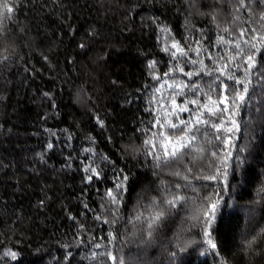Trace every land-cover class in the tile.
Listing matches in <instances>:
<instances>
[{"label": "trees", "instance_id": "16d2710c", "mask_svg": "<svg viewBox=\"0 0 264 264\" xmlns=\"http://www.w3.org/2000/svg\"><path fill=\"white\" fill-rule=\"evenodd\" d=\"M9 3L15 11L0 24V264H111L109 251L126 264H264V80L256 75L259 68L253 70L245 100L236 99L235 105L231 98L242 85L221 77L229 85L223 93L229 102L220 107L228 111L215 117L204 112L209 123L189 133L196 140L181 161L157 168L144 144L161 130L155 121L171 109L173 94L181 92L177 105L193 99L202 105L208 95L219 100L222 89L219 81L213 83L219 73H208L225 63L243 77L242 68L233 67L242 58L230 62L227 57L235 53L242 28L249 29L243 39L264 34V4L245 0L246 7L237 11L238 0ZM220 37L232 43L218 42ZM173 41L193 50L173 59ZM241 46L247 51L242 40ZM190 59L203 60L206 67L200 71ZM257 59L264 62V56ZM177 64L200 75L175 71L164 76ZM173 82L189 87H169ZM193 83L199 86L195 94ZM187 106L190 112L169 118L190 121L191 128L194 113L203 109ZM232 121L238 128L228 131ZM221 122L219 130L211 127ZM87 166L97 168L100 178L89 182ZM120 170L128 177V190L117 211L105 194L121 182ZM176 171L181 175L172 174ZM210 175L217 178H202ZM173 195L184 199L169 208L163 201ZM212 203H218L211 229L215 249L202 226ZM158 210L165 211V219L147 242L146 221L134 218ZM110 231L116 236L111 243Z\"/></svg>", "mask_w": 264, "mask_h": 264}, {"label": "snow or ice", "instance_id": "6c2138e0", "mask_svg": "<svg viewBox=\"0 0 264 264\" xmlns=\"http://www.w3.org/2000/svg\"><path fill=\"white\" fill-rule=\"evenodd\" d=\"M193 3H195V0H193ZM259 3L264 4V0H259ZM239 7L237 8V11H239L240 8H245V0H238ZM15 11L14 5L9 3V0H0V24L3 23L5 17L11 18V15ZM248 11L250 12L251 9L249 8ZM261 19H264V14H262ZM264 27V25H262ZM161 31L165 34L169 32L167 28L161 29ZM227 31V29H225ZM252 33H255L257 30L252 29ZM249 32V29L242 28L240 30V39H237V41L234 44V47L236 49L235 53H230L227 57L228 61L234 62L236 61L237 57L242 58V63H234L233 67L236 69H241L243 71V77L238 78L235 76L234 72L229 69V65L227 63L222 64L220 67L214 69L213 71H210L208 75H212L213 72H218L219 75L216 76V80L213 83H216V81H219V85L222 89L221 97L219 100H214L211 95L207 96V103H204L201 105L200 101L198 99H193L191 101H186L184 105H177L176 104V95H180L181 92H176L171 97V109H165L163 113V119L160 118V116H157V119L155 121L156 125H159V128L161 129L159 132H153L151 137L148 140L144 141V144L149 147V151L147 154L151 155L155 161V165L157 168H160L161 165L167 166L173 161H181L185 155V152L187 149L191 148L193 141L196 140L195 135L189 136V133L192 131L193 128H196V126L201 124H208L209 121L206 119H203L204 112H207L209 115L215 117L219 113L227 112L228 108L225 106L223 108L220 107L221 104L227 105L229 102V97L227 95H224L223 93L226 92L229 88L228 84H225L221 77H226L228 80L234 81L236 85H242V91H235L233 97L231 98V103L235 105V100L238 99L241 102L245 100L246 95L249 93V84L251 83V77L253 75V70L258 69L259 71L256 73V75L264 80V62H259L257 59V56H264V48L258 47V43L262 46H264V34H261L260 36H256L253 34L250 39H243L245 37V34ZM167 35H165V39L167 40ZM241 40L242 43L245 45H248L247 51L244 47L241 46ZM221 43H232L231 41L224 40L223 37L219 38V41ZM199 45V42H197ZM83 47V45H81ZM170 48L172 49L170 51L168 46H165L164 51L169 52L173 59H176L178 56L181 57H187L188 51H191L193 49L185 50L184 47H182L179 43V41H173L170 45ZM194 51L199 54L200 48L197 47L194 49ZM209 58L211 56L209 55ZM223 59V58H221ZM192 64H199L200 71H203L206 67L204 65L203 60H189ZM155 61L151 62L149 67L153 68L155 66ZM179 71L184 73L187 77L192 76H198L200 75L199 71H189L184 72L183 66L177 64L175 68H170L169 72L164 73V76H168L171 72ZM154 79H160L158 76H154ZM169 87H175V88H185L189 87L188 84L181 82L180 84H176L173 82V84L169 85ZM199 88L197 84H191L190 90L193 91L195 94V91ZM157 91H160V89H157ZM188 103H191L193 105L200 106L203 111L194 113V119L195 123L192 124V127L189 128L188 125L190 121H186L183 119H178V123L173 122L169 117L173 115H177L180 112H190L191 110L188 108ZM221 124L212 123L211 127L219 130L222 127ZM233 129H228V131H233L234 129L238 128V125H236L235 121H232ZM155 126V125H154ZM184 126V127H181ZM166 129H180V131L177 132H168ZM53 145L49 144L48 148H52ZM199 151H203V149H199ZM215 155V153H213ZM86 172H90L91 175H88L87 180L91 182L93 178H100V171L97 170V168L87 166L85 168ZM189 172H191V169H188ZM219 170L217 169V172ZM173 175L180 176L181 173L179 171H176L172 173ZM225 173V178H226ZM120 176H121V182L114 185V188H110L106 192V197L109 202V204L115 208L117 211L119 210V207L122 205V195L123 193L127 192V185L126 181L128 180V177L123 174V170H120ZM198 179L200 177H197ZM205 180H215L216 176H204L202 177ZM183 179L187 180L188 177L184 176ZM181 185L177 184L176 188L179 189ZM184 198L179 195H173L171 199H166L163 201L164 204H166L169 208L175 207L179 202H181ZM156 201L154 199L153 204H155ZM87 207V205H85ZM218 209V203H212L208 205L207 210L203 213V224L202 226L205 228V235L209 237L207 243L209 246L213 249L217 247V245L213 242L211 239V229L213 227L216 213ZM166 213L164 210H158L152 212L148 217H143V213L138 212L134 218L135 221H140L142 218L147 223V231H146V237L147 242H151L154 233L156 232L157 228L161 225L162 221L165 219ZM97 219H100V217H97ZM199 219V217H197ZM104 223H109L108 220H105ZM111 223L115 224L116 220H112ZM108 236L110 237L109 243L114 241L116 239V236L113 232H109ZM96 248H100V244L94 245ZM12 257V259H16V253L10 252L8 253ZM97 253L93 252L92 257L95 259L97 257ZM99 255H105V254H99ZM172 257H175V253L171 254ZM107 258L111 261V264H126L125 259L123 256L118 257L117 255L113 254L111 251L106 253Z\"/></svg>", "mask_w": 264, "mask_h": 264}]
</instances>
